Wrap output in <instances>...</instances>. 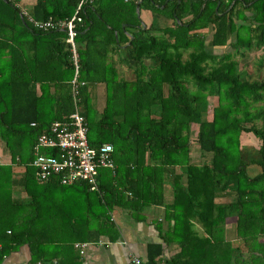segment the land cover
Listing matches in <instances>:
<instances>
[{"label": "trees", "instance_id": "1", "mask_svg": "<svg viewBox=\"0 0 264 264\" xmlns=\"http://www.w3.org/2000/svg\"><path fill=\"white\" fill-rule=\"evenodd\" d=\"M20 2L0 0V141L11 159L0 164V258L28 242L35 259H58L63 247L116 239L115 207L165 205L160 235L178 250L168 257L162 243H150L145 264H264V75L245 76L236 57L264 50V0H84L76 38L80 79L88 82L81 111L90 143H112L117 165L101 171L100 191L39 182L29 165L38 135L74 110L75 67L67 33L23 22ZM80 2L35 0L29 9L37 20L70 19ZM138 4L153 14L147 28ZM122 45L123 59L135 63L132 80L119 76L113 59ZM51 66L59 68L53 76L43 72ZM95 83L105 84L99 114L89 92ZM244 133L261 141L257 150L242 146ZM73 261L80 264L77 253Z\"/></svg>", "mask_w": 264, "mask_h": 264}, {"label": "built area", "instance_id": "2", "mask_svg": "<svg viewBox=\"0 0 264 264\" xmlns=\"http://www.w3.org/2000/svg\"><path fill=\"white\" fill-rule=\"evenodd\" d=\"M84 0H81L75 14L70 19L37 20L30 9L18 3L21 15L27 18L34 28L44 31L62 30L67 33V42L71 51V58L75 67V73L71 80V92L74 110L67 120H55L49 127L41 132L33 146L34 157L29 163L36 169L39 182L45 183L58 181L63 185L77 182H86L90 189L100 191V174L103 169L116 170V162L113 156L114 146L110 142L101 145H92L89 141V127L86 118L81 111V87L88 84L80 79V53L77 36L80 33L78 24L83 19L79 14ZM34 125V123H32ZM0 157V164H9ZM89 242L76 243L80 252L84 253V247ZM3 245L0 243V250ZM131 264H145L139 256L132 258Z\"/></svg>", "mask_w": 264, "mask_h": 264}, {"label": "crops", "instance_id": "3", "mask_svg": "<svg viewBox=\"0 0 264 264\" xmlns=\"http://www.w3.org/2000/svg\"><path fill=\"white\" fill-rule=\"evenodd\" d=\"M27 3L31 4L27 6ZM34 3L35 0H21L20 2L22 5L25 4L24 6L27 8H31ZM247 14L252 15V12L247 10ZM140 18L143 23V28L144 26L145 28L149 27L154 20L150 10H140ZM168 22H172V19H169ZM127 34L130 37L132 35L129 31H127ZM128 44L129 42L126 45ZM126 45H122L121 49L113 54V59L119 76L126 80H132L136 75L135 63L131 59H123L127 54L125 49ZM252 50L256 51V49ZM257 52L259 54L257 59L259 62L261 57H263L264 50L257 49ZM146 63L149 65L151 61L147 60ZM257 67L260 70V75L262 73L264 75V67L262 69L259 66ZM58 70L59 68L51 66L43 70V72L53 76ZM89 92L92 104L99 114L105 105V84L95 83L94 85H89ZM6 150L4 143L0 141V157L7 161L10 155L9 158L7 156L3 157L6 154L5 152H7ZM15 193L23 195V193H19L17 190ZM172 199V187L170 183H167L165 188V201L166 203H170ZM110 215L119 230V236L114 240L103 237L98 241L89 242L84 247V253H81L80 248L76 246L73 249L63 247V252H59V258L51 261L35 259L31 245L25 242L10 248L0 258V264H73L76 253L79 256L80 264H130L134 256H139L143 260L147 258L150 243H162L164 256H172L178 250L177 244H165L160 235L158 222H163L164 227L167 225L164 221L165 205L150 206L143 212L137 211V213L129 207L117 206L110 212ZM137 216L143 217L137 218ZM231 223L233 222H229V225ZM229 225L228 235L236 244L235 228H229Z\"/></svg>", "mask_w": 264, "mask_h": 264}, {"label": "rangeland", "instance_id": "4", "mask_svg": "<svg viewBox=\"0 0 264 264\" xmlns=\"http://www.w3.org/2000/svg\"><path fill=\"white\" fill-rule=\"evenodd\" d=\"M30 4L31 3H27V6H29ZM188 52L189 51H186L184 53V58H186L188 56ZM246 55H247V58H244L243 59L240 55H237L236 54V57L242 63L240 65V67H243L245 69V70H243L244 75L245 76H249L252 79L260 77V70H258V67H257L258 64H259V62L257 60L258 57H259V54H258L257 50L255 51V50L249 49V50L246 51ZM263 72H264V70H263ZM91 85H94V84H91ZM166 90H167V87H166ZM216 101H217V97H215L213 95L209 97V105L210 106H213L216 103ZM259 104L264 105V101L263 102H260ZM205 117L211 118V114L208 112V113L205 114ZM257 123H258V125H262V121L261 120L257 121ZM195 127H196V125H195ZM194 132H196V129H194ZM194 143L195 144H193V148L196 149L197 148V145H196L197 143L196 142H194ZM241 144H242L243 147L247 148L248 150L253 151V150H257L260 147L261 141L256 136H254L252 133H244L241 136ZM5 153L6 154L3 155V157H6L7 156L9 158L8 152H5ZM192 154H193L192 159L194 161L199 162L201 160V157L199 155V152H197L196 150H194L192 152ZM17 188L18 189H16V190L19 193H23V191H22L21 188H19V187H17ZM222 200H225V201L229 200L227 202L231 203L230 202L231 201V198H223ZM233 220L234 219L230 217L229 221L230 222H233ZM233 225H234V223H231L229 225V228L232 227L234 229V226ZM236 241L239 242V240H236Z\"/></svg>", "mask_w": 264, "mask_h": 264}, {"label": "water", "instance_id": "5", "mask_svg": "<svg viewBox=\"0 0 264 264\" xmlns=\"http://www.w3.org/2000/svg\"><path fill=\"white\" fill-rule=\"evenodd\" d=\"M142 0H140V2H141ZM220 4V2L218 3V5ZM137 13H138V16L140 17V5L138 4V6H137ZM21 19H22V21L23 22H25V20H24V18L21 16ZM144 28H145V26H144ZM133 37L131 36V39H132Z\"/></svg>", "mask_w": 264, "mask_h": 264}]
</instances>
